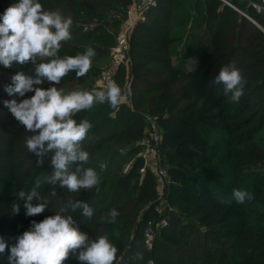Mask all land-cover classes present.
Instances as JSON below:
<instances>
[{
    "label": "trees",
    "instance_id": "trees-1",
    "mask_svg": "<svg viewBox=\"0 0 264 264\" xmlns=\"http://www.w3.org/2000/svg\"><path fill=\"white\" fill-rule=\"evenodd\" d=\"M108 1L41 0L45 10L60 11L72 19L71 38L68 41L73 44L62 42L59 56H75L83 53L88 47L96 52L93 59L110 55L115 46V30L120 21L106 25L109 30H106L105 25H94L89 21L91 16L101 18L112 10L107 5ZM110 1L123 8L129 7L131 3V0ZM183 1L157 0L155 5L144 13L129 38V75L137 85L158 92L157 95L147 97V101L152 104L150 113L159 117L172 108L175 100L174 89L175 93L179 89L181 96L193 107L198 106L201 101L195 114L180 119V127L162 122L159 125L162 138L160 150L168 159V176L172 184L185 186L189 184V178L181 161L196 160L207 155L211 148L217 146L210 143L217 132H223L226 142H231L230 139H236L238 134L254 133V124L264 119V109H261V103L257 101L264 91V83L260 81V72L257 71L259 65L264 66V34L258 28L252 27L247 18L217 0H190V4L188 2L186 5ZM16 2L17 0H0V13ZM238 8L264 28L262 17L256 16L245 4H238ZM114 13L117 14L115 9ZM125 16L123 13L122 17ZM184 33L188 48L183 52V56L177 58V65H173L172 60L176 58L174 45L182 42L181 35ZM241 40L243 42H239ZM61 50H70L72 53L66 54ZM237 53H241V56H237ZM39 62L41 61L37 60V63ZM230 64L231 67L237 65L236 69L240 70L245 81L244 96L241 97L243 101L234 115L227 113L222 104L229 96L224 98L221 94L215 95V90L220 84L214 82V76L221 67ZM1 67L0 238H3L8 247L0 254V264H8V248L15 245L17 237L30 227L33 220L39 222L46 216L55 214L69 201H84L92 207L91 218L83 216L81 209H69L67 214L74 216L75 226L81 232L87 233L90 239L101 235L108 236L111 243L118 248L114 264H147L151 258L155 262L157 260L156 264L190 263L191 255L179 249L181 247L178 246V241L164 231L154 239L152 256H147L146 252L142 251L143 231L149 222H157L158 219L154 208L140 210L141 204L151 202L156 197L154 178L149 173L139 174L142 164L137 159V154L138 143L143 138V129L130 122V119L123 118V111L121 114L115 113L113 118V108L108 105H93L92 108L76 114L77 121L87 119L92 124L86 138L81 142L82 148L89 152V160L83 167L93 168L99 176V183L77 192L57 185L53 195V186L45 180L52 171L51 153L37 163L38 158L29 153L25 145L26 136L32 133L26 132L3 105V101L9 100V97L19 102L32 95L26 93L25 97L8 96L3 89L11 83V79L3 78L15 74L16 71L34 74L35 64L14 63L6 70ZM68 75L66 81L61 79V82L71 83L79 80L74 72ZM46 85L49 83L45 81L39 87L44 88ZM147 92H138L139 106L143 105L144 98L149 95ZM112 146L118 147L117 150ZM232 146H236L240 152H246L251 146V141L245 138V141L240 140ZM261 154H264V150ZM126 162L130 164L125 171L113 169ZM111 180L113 182L110 184ZM193 186L198 190L194 201L200 213L198 224L206 230L198 245L203 255L209 258L206 263L227 264L225 262L229 261L228 264H253L256 261V264H264V249H259L264 235L238 233L233 223L239 217L236 202L224 201L214 196L200 179L194 181ZM33 189L48 200L49 208L41 214L28 217L24 215L23 201L18 197V193H27ZM106 189L103 198L97 203L99 194ZM32 203L35 204L36 201L33 200ZM16 204H19L20 210L18 214H13L11 208ZM112 209L117 210L119 215L115 222L109 223L108 214ZM219 227L223 230L213 231ZM207 237H212L214 242H218L217 259L211 260L208 250L213 248ZM232 246L238 251H226V248ZM165 248H171L172 253H167ZM133 257L138 259V262L134 263ZM64 264L79 262L70 256Z\"/></svg>",
    "mask_w": 264,
    "mask_h": 264
},
{
    "label": "clouds",
    "instance_id": "clouds-1",
    "mask_svg": "<svg viewBox=\"0 0 264 264\" xmlns=\"http://www.w3.org/2000/svg\"><path fill=\"white\" fill-rule=\"evenodd\" d=\"M71 25L70 16L45 10L41 0H17L0 13V66L35 64L34 74L16 71L11 83L3 89L8 96L32 95L19 102L4 100L3 105L26 132L32 133L26 136L25 145L28 152L38 158L37 163L51 153L52 171L45 180L53 186V195L57 185L72 192L98 185L97 172L91 167H83L89 160V152L82 148L81 142L92 124L87 119L77 121L75 115L96 103L107 102L116 108L124 99L122 89L115 81L105 90L65 92L58 89L56 85L70 72L77 78L85 76L96 55L91 47L75 56L58 55L62 42L71 38ZM37 60L41 62L37 63ZM45 81L50 86L39 87ZM214 82L223 85L224 93L232 102H237L243 94L245 81L239 69L221 67ZM18 197L23 201L25 216H35L49 208L48 200L34 189L27 193L20 191ZM232 198L243 204L252 197L246 190L234 188ZM69 209H81L83 216H93V209L86 202L69 201L55 214L39 222L33 220L17 237L15 245L8 248V264H64L70 256L79 264H114L117 246L107 235L90 239L75 226L74 216L67 214ZM19 210V204L11 208L13 214H18ZM118 215L117 210H110L108 222H115ZM6 247V242L0 238V254Z\"/></svg>",
    "mask_w": 264,
    "mask_h": 264
},
{
    "label": "rangeland",
    "instance_id": "rangeland-1",
    "mask_svg": "<svg viewBox=\"0 0 264 264\" xmlns=\"http://www.w3.org/2000/svg\"><path fill=\"white\" fill-rule=\"evenodd\" d=\"M138 1L141 3L143 0H132L129 7L123 8L116 5L114 1L109 0L107 5H109V9L112 10L106 12L101 18H93V16H91L89 21H91L90 23L94 25H105L106 30L108 29L106 25H112V23L116 24L120 21L119 26L115 30L117 32L115 43L118 41V37L121 34H125L126 37L128 35L129 39L136 25L139 23L138 22L134 25V22H132V25L129 24V14ZM188 2L190 4V0L183 1L184 5ZM114 9L117 14L114 13ZM123 13L126 14L125 17H122ZM249 24L251 23L249 22ZM188 27L185 30L186 32ZM252 27L257 29L253 23ZM185 34L186 33L181 35L182 42L174 45L176 58L172 60L173 65H177V60L183 56V52L188 48V43L185 42ZM195 37L199 41L198 36L196 35ZM64 42H67L69 45L73 44L68 40ZM239 42H243V40ZM61 51L66 54L72 53L70 50ZM237 56H241V53H237ZM46 59L47 58H45V60ZM112 60V51L108 57L92 59V66L85 76L79 77L78 81L71 83L60 82L56 86L58 89L65 92L74 90H96L98 87L99 76L107 69V67H109ZM230 66H232V64H230ZM236 66L237 65L234 64L233 67L237 68ZM1 69L6 70L7 68L2 66ZM120 70L121 69L119 68L115 77V82L121 87L124 99L116 108H113L111 115L114 118L115 113L121 114V111H123V118L126 117V119H130V122L143 129V137L148 135L151 131H157L161 134L159 126L161 122L173 127H180L181 118H186L191 114H195L200 108L201 101L198 102V106L193 107L187 99L181 96L182 92L179 89L176 93L174 89L175 100L172 103V108L166 111L162 117L151 114L150 108L152 104L147 101V97L157 95L158 92L152 91V88H143L141 85H137L131 79L129 72L127 74L126 72H121ZM257 71L260 72V75L258 76L260 81L264 83V66L259 65L257 67ZM12 75L13 74H10L3 79H11ZM68 76L69 75L67 74L63 77L62 81H66ZM49 86L50 85H46L44 88ZM140 91H148L147 93H149V95L144 98L142 106H139L138 104ZM218 94H221L224 98L228 96L224 93L222 84H220L215 90V95ZM243 96L244 95L242 94L241 97ZM241 97L237 102H232L230 99H227L222 103L226 107L227 113L234 115L233 113L239 110L241 107L240 104L243 101ZM9 99H12V97H9ZM257 101L261 103V109H264V91ZM99 105L110 106L107 102L103 104H94L95 107ZM263 120L257 121L254 124L252 127V129H255L254 133L251 132L248 133V135H244V133L238 134L236 139H230L231 142H226L225 134L223 132H217L214 136L215 138L211 141L209 140L211 144H216L217 146L211 148L207 155L196 160L188 159L181 161L183 169L189 178L188 185H174L168 176V183L165 182L163 188H160L161 190H159L157 189V185L154 180L155 199L151 202L143 203L140 206L141 211L148 207L154 208L158 216L157 222H154V226L151 229L152 236L150 243H152V245L150 250L145 247L143 231L142 251L146 252L145 255L148 256L152 254L154 251L155 237L158 236L160 232L164 231L169 237L178 241V246L181 247L179 249H183L191 255V260L188 264H197L198 262H203L205 264L208 263L209 258L207 259V257L203 255L202 249H199L198 247L206 230L198 224L200 213L194 204L198 190L193 186V183L194 181H197V179H200L201 182H203L211 194L228 202L234 201L232 198V191L234 188L246 190L252 198L250 200H246L243 204L236 202L239 217L234 220L233 223L237 227L238 233H246V235H264V154H261V151L264 150ZM245 138L251 141V146H249V149L246 152H240V149H237L236 146H232L238 144L240 140L245 141ZM112 148L117 150L118 147L112 146ZM159 156L162 159V167H167L168 159L165 153L160 150ZM129 164L130 162H126L124 165L118 166L119 168L114 167L113 169H120V171L123 172L126 168H128ZM112 182L113 180L110 181V184ZM106 191L107 189L99 194L96 199L97 203L99 202V199L103 198ZM138 192L140 191L138 190ZM258 193L259 195H257ZM96 202L93 203V206ZM160 222L165 224V227L161 231L160 228L155 227V224ZM218 230L222 231L223 228L219 227L213 229V231ZM207 238V241L210 242L213 248L208 250V253L211 255L210 257H212L211 260L217 259L219 257V251L217 250L218 242H214L212 237ZM226 249V251H238L233 246L232 248ZM259 249H264V240H262ZM165 251L167 253H172L171 248H165ZM174 255H176V253ZM243 260L247 261L245 258H243ZM133 261L136 263L138 262V259H134L133 257ZM156 262L153 258H151L147 264H156ZM263 262L264 260L262 263ZM225 263L228 264L229 261ZM256 263L257 262L254 261L253 264Z\"/></svg>",
    "mask_w": 264,
    "mask_h": 264
},
{
    "label": "built area",
    "instance_id": "built-area-1",
    "mask_svg": "<svg viewBox=\"0 0 264 264\" xmlns=\"http://www.w3.org/2000/svg\"><path fill=\"white\" fill-rule=\"evenodd\" d=\"M132 1V0H131ZM157 0H143L141 3L135 4L129 14V24L134 25L140 22L143 18L144 13L155 5ZM223 6L231 9L237 14L247 18L251 23H253L261 32L264 34V29L256 24V22L245 15L238 8V4H245L246 8L251 9L254 14L258 17H262L264 20V0H257L256 2L249 0H217ZM128 24V25H129ZM129 25V26H130ZM128 28V26H127ZM129 29V28H128ZM86 30V29H85ZM128 35L126 37L125 34H121L118 37V41L115 43V46L112 50V63L107 67V69L99 76L98 78V87L96 90H105L107 85L115 81V77L118 73V69L120 68L121 72L130 73L131 68V59L129 56V43H128ZM117 44V45H116ZM161 134L157 131H151L148 135L143 137L138 143L139 152L137 154V159L141 161V169L139 170V174L145 175L149 173L155 180L157 185V189L161 190L165 182L168 183V170L167 167H162L161 158L159 156L160 146H161ZM154 226V222H149L144 230V243L145 247L149 250L151 248L152 243H150L151 239V229ZM155 227L160 228V231L165 227L164 223H156Z\"/></svg>",
    "mask_w": 264,
    "mask_h": 264
},
{
    "label": "crops",
    "instance_id": "crops-1",
    "mask_svg": "<svg viewBox=\"0 0 264 264\" xmlns=\"http://www.w3.org/2000/svg\"><path fill=\"white\" fill-rule=\"evenodd\" d=\"M249 1H253V2H256L257 0H249Z\"/></svg>",
    "mask_w": 264,
    "mask_h": 264
}]
</instances>
